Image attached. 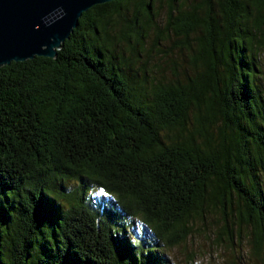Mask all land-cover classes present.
I'll return each mask as SVG.
<instances>
[{
    "label": "trees",
    "instance_id": "trees-1",
    "mask_svg": "<svg viewBox=\"0 0 264 264\" xmlns=\"http://www.w3.org/2000/svg\"><path fill=\"white\" fill-rule=\"evenodd\" d=\"M156 1L96 4L55 58L0 67V264H168L210 210L263 257L264 0L210 18L177 0L155 38L172 31L192 74L172 60L168 80L133 73L109 32L140 56Z\"/></svg>",
    "mask_w": 264,
    "mask_h": 264
},
{
    "label": "rangeland",
    "instance_id": "rangeland-1",
    "mask_svg": "<svg viewBox=\"0 0 264 264\" xmlns=\"http://www.w3.org/2000/svg\"><path fill=\"white\" fill-rule=\"evenodd\" d=\"M193 1L184 0L183 8ZM165 8V2H155L156 14L152 18L153 26L144 31L145 37L138 45L139 49L143 50L140 56L131 55L130 45L119 38L121 22L109 30L114 49L118 54L123 53L125 58L131 59L132 72H137L139 76L146 68L149 78L153 76L161 80L173 78L172 60L177 62L180 76L182 69L191 73L188 64L184 63V58L186 59L184 54L188 55L189 52L174 47L178 38L172 31H169L164 38L158 40L155 38L157 29L166 28ZM130 14H132L131 10ZM192 37L193 35H190V39ZM133 42L132 39V44ZM145 50L148 53H145ZM261 62L264 67V55H261ZM262 82L264 88V80ZM65 186L68 188L69 182ZM224 222V215L218 210H210L203 219H193L190 233L185 241L173 247L162 248L168 258V264H264V255L262 258H257L251 251L248 229L244 226L238 228L230 223L227 231L223 227Z\"/></svg>",
    "mask_w": 264,
    "mask_h": 264
},
{
    "label": "water",
    "instance_id": "water-1",
    "mask_svg": "<svg viewBox=\"0 0 264 264\" xmlns=\"http://www.w3.org/2000/svg\"><path fill=\"white\" fill-rule=\"evenodd\" d=\"M112 0H0V67L34 56L55 58L83 12Z\"/></svg>",
    "mask_w": 264,
    "mask_h": 264
},
{
    "label": "flooded vegetation",
    "instance_id": "flooded-vegetation-1",
    "mask_svg": "<svg viewBox=\"0 0 264 264\" xmlns=\"http://www.w3.org/2000/svg\"><path fill=\"white\" fill-rule=\"evenodd\" d=\"M197 1H200V0H197ZM201 1H203L204 2V4H205V1L207 2V5H208V10H207V13L205 14L204 13V15L207 17V18H210V15L213 13V9H212V5H213V3H214V0H201ZM200 1V2H201ZM164 2H165V15H166V20L167 19H173V18H176L177 17V15H178V12H177V9H179V8H181V6H180V4H181V1H175V5H174V7H175V10H172V8H173V3H170L169 1H167V0H164ZM172 2V1H171ZM204 6V5H203ZM120 8H123V5L120 7ZM134 10H135V8H134ZM138 11V15L139 16H142L143 14V12H142V10L140 11V10H137ZM149 11H150V14H151V17H153L155 14H156V10H154V9H152L151 7H149ZM202 11H203V9H202ZM175 12V13H174ZM210 13V15H208ZM134 14V11H132V15ZM147 15H149V14H147Z\"/></svg>",
    "mask_w": 264,
    "mask_h": 264
}]
</instances>
